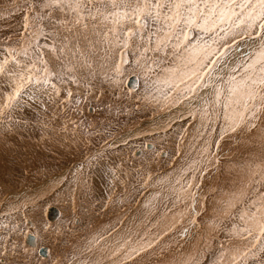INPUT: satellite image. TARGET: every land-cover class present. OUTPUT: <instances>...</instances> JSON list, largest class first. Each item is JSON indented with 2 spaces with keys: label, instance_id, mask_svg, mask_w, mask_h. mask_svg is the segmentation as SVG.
I'll list each match as a JSON object with an SVG mask.
<instances>
[{
  "label": "snow or ice",
  "instance_id": "1",
  "mask_svg": "<svg viewBox=\"0 0 264 264\" xmlns=\"http://www.w3.org/2000/svg\"><path fill=\"white\" fill-rule=\"evenodd\" d=\"M3 12L22 22L0 29V136L38 129L41 141L67 136L82 146L72 180L52 189L70 183L64 203L73 208L94 172L107 189L102 209L152 190L141 216L59 246L49 264H264V0H8ZM129 77L140 89L130 80L125 89ZM125 97L164 120L166 134L184 122L169 172L154 171L169 155L160 150L139 166L112 159L111 125L87 120L92 111L125 115ZM233 144L239 158L224 155ZM222 172L226 185L208 183ZM44 199L0 209V264H33L46 250L34 251L32 229L58 245L71 235L75 219L41 223Z\"/></svg>",
  "mask_w": 264,
  "mask_h": 264
},
{
  "label": "rangeland",
  "instance_id": "2",
  "mask_svg": "<svg viewBox=\"0 0 264 264\" xmlns=\"http://www.w3.org/2000/svg\"><path fill=\"white\" fill-rule=\"evenodd\" d=\"M7 2L8 0H0V5H4ZM21 22L19 15L9 16L7 12L0 13V29L4 31L15 29ZM138 81V89H140L142 82ZM124 104L130 111L118 118L113 117L105 120L106 113L101 114L95 111L86 112L85 114L87 120L95 123L101 130L109 124L111 125L110 133L116 139L118 147L108 149L109 155L113 154L112 159L117 160V162L119 157H123L128 161L129 165L135 163L139 166L141 161L145 160L146 157L153 156L155 151H165L169 155L157 158L159 162L154 164V171L160 174L169 172L173 165L171 157L175 148V131L184 122L177 121V126L171 130L170 134H166L162 131L165 121L154 115L150 109L141 106L137 110L136 103L134 101L129 102L127 97L124 98ZM170 119H175V117H170ZM38 131L36 129L24 132L22 134L24 136L21 134L13 135L16 137L15 139L8 137V141L4 145L0 141V209L6 208L8 202L43 196L45 199L41 201L40 216L42 224L47 223L56 227L62 224L67 225L68 219L78 221L71 227L70 236L60 238L59 245L56 237L50 233L45 234L42 228L30 230L37 235L34 251L37 252L40 247H48L50 250L45 259L36 255L33 264H49L50 260L57 254L59 246H70L73 241L82 239L93 230L116 224L118 219L127 221L129 218H134L139 213L138 205L141 210L143 199L152 190H143L140 194L135 195V199L126 200L123 205L117 204L116 206L102 209L101 204L107 189L105 186L94 187V182L90 193H77L75 208L71 204L66 205L64 197L69 192L70 183H63L56 192H53L52 189L58 187V181L60 180L69 182L72 180L71 173L84 162L86 152L82 146L80 149L71 147L67 136L63 140L54 138L51 141H41ZM29 132L34 136H30ZM0 138L7 140L2 136ZM122 139L128 140L129 143L127 145L122 144L120 142ZM21 141L27 143L24 144ZM77 141H79V137H77ZM92 143L93 145H98L101 143L100 138L96 137ZM6 144L14 146L19 153H23L20 161L17 162L13 156L9 157L8 160H3L4 156H6ZM144 144L153 145L152 150H145L143 148ZM133 151H138L139 154L132 156ZM240 155L241 153L236 151L231 156L239 158ZM9 162L11 164H7ZM95 174L94 172L93 180H95ZM222 175L227 177L222 172L215 179L210 177L208 183L215 186ZM228 182L227 180L224 185ZM129 190L131 191V188ZM50 206H54L60 211V217L55 223L48 222L44 217L45 209ZM24 240L25 238L21 237L20 242L23 245H25ZM29 250L33 251L32 247H29Z\"/></svg>",
  "mask_w": 264,
  "mask_h": 264
},
{
  "label": "bare ground",
  "instance_id": "3",
  "mask_svg": "<svg viewBox=\"0 0 264 264\" xmlns=\"http://www.w3.org/2000/svg\"><path fill=\"white\" fill-rule=\"evenodd\" d=\"M138 86H139V82H138ZM138 89V88H137ZM34 131V130H33ZM39 132V131H38ZM30 133V132H29ZM35 133H36V135H37V132L35 131ZM193 134H194V131H193ZM30 136H34V135H31V133L29 134ZM22 136H24V135H22ZM28 136V135H27ZM18 138V137H17ZM18 139H20V138H18ZM22 140V139H21ZM22 143H24V144H26L27 142H23V141H21ZM6 142H4L3 143V145L5 144ZM189 144L190 145H192V144H194V142L191 140V138H189ZM27 147H29V146H27ZM229 147H231L232 148V152L230 153L229 152ZM4 148V147H3ZM5 150H10L11 152L10 153H6V156H4V158L5 159H8L9 157H12L13 156V158L18 162V161H20L21 160V158H22V156H23V153H19L18 152V150H17V148H15L14 146H11V145H8V144H6V146H5ZM28 149H30V148H28ZM237 146L236 145H228V146H226L225 147V151H224V155L225 156H229V155H232L234 152H236L237 150ZM185 151H187V152H191L192 154H195V147H188V146H185V149H184ZM2 152V151H1ZM1 155V154H0ZM111 158H112V156H113V154H111V155H109ZM2 157V156H1ZM1 159V158H0ZM107 159V158H106ZM184 163V161L182 160V159H179V158H177V163H176V166H180V165H182ZM177 167V168H178ZM167 171H169V170H167ZM223 176V175H222ZM227 180H228V177H227ZM95 182V183H94ZM92 183H94V187H104L105 185H104V183L102 182V179H101V177H100V175L98 174V173H96L95 174V180H93L92 181ZM217 184V183H216ZM96 195V194H95ZM146 196V195H145ZM149 195H147V197H148ZM145 200V198L143 199V201ZM143 208L140 210L139 209V205H138V214L135 216V217H139L140 215H141V213H143ZM60 212V211H59ZM137 213V212H136ZM57 221V220H56ZM55 221V222H56ZM55 222H50V223H55ZM25 245H27V244H25ZM28 247H32V246H29V245H27ZM49 249V248H48ZM39 250V249H38ZM50 251V250H49ZM38 252V251H37ZM43 259H45V258H43Z\"/></svg>",
  "mask_w": 264,
  "mask_h": 264
},
{
  "label": "water",
  "instance_id": "4",
  "mask_svg": "<svg viewBox=\"0 0 264 264\" xmlns=\"http://www.w3.org/2000/svg\"><path fill=\"white\" fill-rule=\"evenodd\" d=\"M129 80L131 81V89L132 90H137L138 88V79H135L133 77H129L126 82H125V88L127 90H129ZM165 152V151H163ZM164 157V156H163ZM45 219L48 222H55L59 217H60V212L58 210V208L54 207V206H50L47 208V210L45 211V215H44ZM24 243L31 246V244L25 239ZM41 249H46L45 251L42 252V254H38V256L40 258H46L49 254V249L48 247H40L37 253H40Z\"/></svg>",
  "mask_w": 264,
  "mask_h": 264
},
{
  "label": "crops",
  "instance_id": "5",
  "mask_svg": "<svg viewBox=\"0 0 264 264\" xmlns=\"http://www.w3.org/2000/svg\"><path fill=\"white\" fill-rule=\"evenodd\" d=\"M139 82V81H138ZM139 87V86H138ZM10 137H12V138H16V137H14V136H10ZM0 141L2 142V143H4V142H7L8 141V139L7 140H4V139H2V138H0ZM11 151L10 150H6V153H10ZM3 160H8V159H3ZM7 164H11V162H9V163H7ZM227 182V177H225V176H221L220 177V179H219V181L217 182V184H219V185H224L225 183ZM216 184V185H217ZM146 198H147V196H146ZM145 198V199H146Z\"/></svg>",
  "mask_w": 264,
  "mask_h": 264
}]
</instances>
